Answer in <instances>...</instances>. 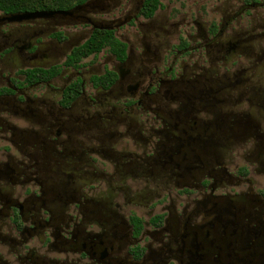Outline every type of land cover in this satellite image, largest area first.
<instances>
[{"label":"flooded vegetation","instance_id":"1","mask_svg":"<svg viewBox=\"0 0 264 264\" xmlns=\"http://www.w3.org/2000/svg\"><path fill=\"white\" fill-rule=\"evenodd\" d=\"M145 1L0 11V264H264V0Z\"/></svg>","mask_w":264,"mask_h":264},{"label":"trees","instance_id":"2","mask_svg":"<svg viewBox=\"0 0 264 264\" xmlns=\"http://www.w3.org/2000/svg\"><path fill=\"white\" fill-rule=\"evenodd\" d=\"M85 0H0V11L4 13H22L34 11H63L69 10ZM149 15L153 14L159 5V0H146ZM116 40L110 33L96 31L93 36L80 48L76 49L71 56L85 58L91 54H98L107 46L114 47Z\"/></svg>","mask_w":264,"mask_h":264},{"label":"water","instance_id":"3","mask_svg":"<svg viewBox=\"0 0 264 264\" xmlns=\"http://www.w3.org/2000/svg\"><path fill=\"white\" fill-rule=\"evenodd\" d=\"M82 6H76L71 10L67 11H51V12H22V13H15L10 16V21L14 22H22L34 18H42V17H49L53 16L55 14H63V15H72L75 13L77 10H79Z\"/></svg>","mask_w":264,"mask_h":264},{"label":"rangeland","instance_id":"4","mask_svg":"<svg viewBox=\"0 0 264 264\" xmlns=\"http://www.w3.org/2000/svg\"><path fill=\"white\" fill-rule=\"evenodd\" d=\"M164 2H166L167 0H163Z\"/></svg>","mask_w":264,"mask_h":264}]
</instances>
